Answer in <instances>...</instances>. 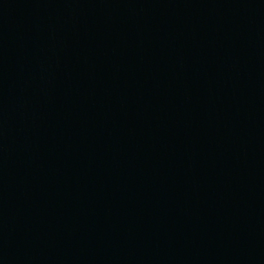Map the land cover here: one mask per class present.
I'll list each match as a JSON object with an SVG mask.
<instances>
[{"label":"water","instance_id":"1","mask_svg":"<svg viewBox=\"0 0 264 264\" xmlns=\"http://www.w3.org/2000/svg\"><path fill=\"white\" fill-rule=\"evenodd\" d=\"M0 264H264V0H0Z\"/></svg>","mask_w":264,"mask_h":264}]
</instances>
